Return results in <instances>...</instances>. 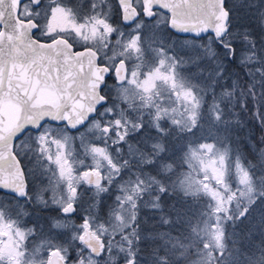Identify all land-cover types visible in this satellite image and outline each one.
<instances>
[{
	"label": "rangeland",
	"instance_id": "374dc122",
	"mask_svg": "<svg viewBox=\"0 0 264 264\" xmlns=\"http://www.w3.org/2000/svg\"><path fill=\"white\" fill-rule=\"evenodd\" d=\"M69 2L67 3H72L73 7L65 8L63 18L57 19L53 26L57 24L60 30H77L79 34L85 33L88 29L95 34L98 33L100 29L97 21L103 10H110L111 1L108 0V3H105L104 0H69ZM231 7L233 17L231 30L217 45L212 36L193 38L171 35L165 31L163 16L157 17L145 26L143 36L140 34L135 36L139 37L137 49L130 54L131 57H128L130 61L133 60L132 78L127 85L118 89L119 103H115L112 108L103 109L99 118H93L79 131H71L64 125L48 123L44 128L50 129L52 134H45L49 143L43 146L36 141L37 133H27L17 142L19 154L27 170L32 200L17 199L0 191V213H2L0 223L7 221L12 224L13 232L18 229L25 233L24 238L19 241V251L22 253L19 257L20 264H42L47 248L45 242L52 238L61 243H69L72 257H75L77 248L81 247L79 242L75 244L70 242V232L64 231L57 234L50 231L51 218L62 214L51 204V201L45 207L36 197L37 195H43L45 199L49 197L51 185L55 183L59 172L57 165L53 163L58 151L66 154L70 162L91 163L82 148L102 147L117 164L127 160L128 164L118 178L120 183L135 182L137 173L143 175L149 170L167 188V192L163 194L158 193L155 186L148 187L143 192L136 209L139 213L137 219L140 226L139 243L131 237L134 242L129 246L116 237L111 245V255L106 256L101 264H125L129 248L136 253V264H161L159 258L166 255L171 244L176 242L175 238H179L182 243L192 241L199 243L201 239L208 242L204 222L212 214L214 201L203 194L186 195L177 183L178 177L188 172V167L183 160L184 135L173 128L171 135L164 138L169 155L175 161L173 174L165 175L152 168L146 169L140 163L144 158L140 153L147 151L146 142L150 143L159 139L155 133L151 132L150 121L153 108L148 98L155 99L153 94L156 93L163 102L175 100L180 85L203 98V107L199 115L200 127L194 130L193 140L197 143L212 144L215 150L213 160H217L221 155L224 156V163L229 170L228 183L236 196L230 205L231 215L236 219H225L222 223L225 234L223 248L210 249L208 258L211 264H248L251 259L240 258L239 254L243 248L245 252L250 248L253 249L255 243H253L252 233L258 231L264 234V204L258 203L243 219L236 216L240 209L248 204V197L241 194L244 189L236 175L235 162L239 159L241 163H246L237 151L233 152L229 147L230 140L227 132L231 121L226 117V109L228 104L229 106L235 104L237 94L241 95L242 92L247 94L252 90L256 92V94L253 93L255 98L252 102L255 101L256 106L262 103L260 96H263L264 102V0H242L239 4L237 0H231ZM47 10L48 6L42 8L44 12ZM230 48L235 50V56L230 55ZM119 51L114 50L115 53ZM241 60L245 62L241 63ZM234 64L237 72L231 69ZM158 72L159 75H157ZM218 72L222 75H218ZM244 82L248 83L249 88L256 86V90L254 87L252 90L245 89ZM213 90L218 100L226 99L228 103L224 106V113L220 120H215L208 110L212 102ZM225 90L231 93L229 98L222 96ZM117 120L120 121L119 126L116 125ZM140 123L144 125L145 135L135 134V126ZM108 128L119 135L127 132L125 143H119L115 136L106 131ZM63 136L69 138L68 144H57L55 142L57 138ZM41 147L50 152L52 160L45 158ZM96 160L99 161V167L107 174L109 171L107 161L99 155L96 156ZM76 170L78 166L74 165V174ZM197 178L202 179L203 173H200ZM211 183L214 184V181ZM56 191L58 196L62 195L63 187H58ZM119 194V183L114 182L109 192L103 196V210L98 215L97 222L108 228V235L113 234L114 224L109 216V209L117 203L116 196ZM157 195L161 196L164 212L171 217V222L167 225L162 223L159 213H154L149 207ZM91 197V191L82 186V203L78 205V211L71 217L77 224L82 223L86 214L84 209L92 203ZM171 205L184 209L179 222L175 219L176 213L169 210ZM124 215L127 217L129 213L126 211ZM121 227L123 225H115L116 230ZM160 232L170 233V235L161 238L158 235ZM149 233L152 234L151 238L148 236ZM242 237L245 239L244 242ZM261 237L258 251L261 254L253 257L250 264H264V235ZM3 239L6 240L7 237ZM165 240L169 243L166 244ZM121 247L125 248L124 252L120 251ZM192 259L200 260L201 258L193 256Z\"/></svg>",
	"mask_w": 264,
	"mask_h": 264
},
{
	"label": "snow or ice",
	"instance_id": "6c2138e0",
	"mask_svg": "<svg viewBox=\"0 0 264 264\" xmlns=\"http://www.w3.org/2000/svg\"><path fill=\"white\" fill-rule=\"evenodd\" d=\"M55 2L56 0H35L34 7L39 14L42 8L48 6V15H50L51 8L55 7ZM104 2L108 3V0H104ZM116 2L119 5L122 20L126 24L135 25L136 30L143 27L140 23L142 16L156 18L155 12L148 13L143 11L142 8L136 12L135 16L126 17L125 5L122 0H116ZM241 2L242 0H237V4ZM113 30L112 28L109 29V31ZM217 36H219V32H217ZM138 39L139 37L131 38L126 47L136 50ZM229 52L230 55L235 56L234 49L230 48ZM244 62V60H241V63ZM157 75H159V72ZM218 75L222 74L218 72ZM161 78L168 79L167 77ZM153 96L155 99L152 97L148 98L153 108L150 121L151 132L155 133L159 139L150 143L146 142L147 151L140 153L144 157L140 161L141 165L146 169L152 168V170L165 175L175 172V161L170 157L169 149L164 143V138L171 135L174 128L185 137L182 145L185 149L183 160L188 167V172L178 177L177 183L179 187L184 190L186 195L198 196L203 194L209 197L211 201H214L212 214L204 222V230L208 242L201 239L199 243L195 241L182 243L179 238H175L176 242L172 243L171 248L166 251V255L159 259L161 264H181V262L183 264H211V260L208 258L210 249L223 248L225 234L222 223L225 219H236L235 216L231 215L230 205L236 199V196L228 183L229 170L224 163L223 155L217 160L212 159L215 154L212 144L197 143L193 140L194 130L200 127L199 115L203 107V98L201 96H198L192 90H188L183 85H180V90L176 92L175 100H170L167 103L161 101L156 93ZM222 96L229 98L231 93L225 90ZM226 103V99L218 100L213 90L212 102L208 110L212 113L215 120L222 118ZM119 124L120 121L117 120L116 125L119 126ZM71 127L77 130L75 124H72ZM83 127H86V125H81V128ZM33 130L37 133L36 141L39 145L43 146L49 143L45 134L51 135L50 129L44 128L43 124H39ZM27 131L29 130L26 129L25 133L16 136V141H19ZM106 131L115 136L119 143H125L127 132L119 135L111 128L106 129ZM135 134L145 135L143 123L135 126ZM68 140L67 136H63L57 138L55 142L60 145H67ZM41 151L46 159L52 160V156L46 148L41 147ZM82 151L89 157L91 163L88 161L70 162L66 154L58 151L53 163L57 165L59 172L56 175L55 183L51 185L49 197L47 199L43 195H37L36 197L38 202L45 207L51 201V204L58 208L62 214L54 215L51 218L50 231L57 234L64 231L70 232V242L74 244L79 242L81 247L77 248L75 257H72L69 243L58 242L55 238L49 239L45 242L47 248L45 249L46 255L42 264H101V261L106 256L111 255V245L116 237H119L121 241L129 246L134 242L131 237H134L135 242L139 243L140 226L137 223L139 213L136 209L143 192L152 186H155L158 193L167 192V188L156 175L152 174V171L148 170L143 175L137 173L135 182L120 183L118 178L126 168L127 160H122L120 164H117L105 153L102 147L82 148ZM117 152H119V149H117ZM97 155L107 161L109 166L107 174L99 167V161L96 160ZM4 161H8L7 166H5ZM260 162L264 164V150H262ZM74 165L78 166L75 174ZM253 168H255V165L249 167L247 164L241 163L239 159L235 162L236 175L244 189L241 194L248 197V204L236 214L239 219L245 218L258 203L264 204V174L257 178L252 171ZM200 173H203L202 179L197 178ZM211 181H214V184ZM114 182L119 183L120 194L116 196L117 203L109 209V216L114 224L113 234L108 235V228L99 224L97 219L103 210V196L109 192ZM61 186L63 187V194L58 196L56 189ZM82 186L86 190L91 191L92 203L84 209L86 214L82 223L77 224L71 217L72 214L78 211V205L82 203ZM0 191H10L18 197L25 198L28 201L32 200V192L29 190L27 175L21 163L18 150H12L7 155L0 152ZM45 191H48V189H45ZM149 207L154 213H159L163 224L167 225L171 222V217L164 212L160 195L153 198V203ZM169 210L176 213L175 219L179 222L184 209H178L175 205H171ZM126 211L129 213L127 217L124 215ZM0 216H2V213H0ZM117 224L123 225V227L116 230L115 225ZM0 233H2L0 235V264H20L19 257L22 253L19 251V241L24 238L25 233L18 229L13 232L12 224L7 221L0 223ZM158 235L163 238L170 235V233L160 232ZM148 236L151 238L152 234L149 233ZM3 237H7V239L5 240ZM165 243L168 244L169 241L165 240ZM120 251L124 252L125 248L121 247ZM193 256L201 259H192ZM125 264H136V253L131 248L127 250Z\"/></svg>",
	"mask_w": 264,
	"mask_h": 264
},
{
	"label": "water",
	"instance_id": "95a60500",
	"mask_svg": "<svg viewBox=\"0 0 264 264\" xmlns=\"http://www.w3.org/2000/svg\"><path fill=\"white\" fill-rule=\"evenodd\" d=\"M23 1L0 0V152L6 155L16 149L15 137L26 129L46 122L81 129L106 101L102 86L109 68L99 63L98 53L89 46L75 49L62 36L36 38V22L19 16ZM133 1L122 0L126 17L138 12ZM142 1L145 12L168 13V28L182 36L212 34L219 39L226 34L230 17L225 0ZM117 66L122 82L124 61Z\"/></svg>",
	"mask_w": 264,
	"mask_h": 264
},
{
	"label": "flooded vegetation",
	"instance_id": "af4514ba",
	"mask_svg": "<svg viewBox=\"0 0 264 264\" xmlns=\"http://www.w3.org/2000/svg\"><path fill=\"white\" fill-rule=\"evenodd\" d=\"M66 1L69 2V0ZM109 1H111L110 10L102 11L100 18L97 21L100 31L96 34L92 32L90 29H88L83 34H79L77 30L76 31L72 29L60 30L58 29L57 24L54 25L56 27L53 26V23L57 19L61 20L63 18L64 16L63 13L65 12V8L73 7L72 3L69 4L70 2L67 3L65 2V0H56L55 7L51 8L50 15H48V10L44 12L42 11V9L38 14L32 0H24L20 5L21 10L19 16L26 20L33 19L36 22L37 28L33 33L36 38L44 41V40H53L55 39L56 36H62L68 38V40L73 44L75 49L86 48L87 46L92 47L98 53L99 63L109 68V73L106 76L107 77L106 81L102 86V93L106 101L103 104H101V106L97 109L98 110L97 114L91 117V119L87 121L88 123H86L85 125L89 124L93 118H99L101 116V111L103 109L112 108V106H115V103H119L118 101L120 100V98L117 96L118 89L122 88V86L127 85V83L132 78L133 60L130 61L128 57H131L130 54L134 52V50L126 47V44L129 42L131 38H135V36L138 34L143 36L145 26H147L154 19L160 16L161 17L163 16L165 20L164 22L165 31H167L171 35L182 36L176 33L175 31H171L168 28L169 14L163 10L155 9L156 18H146L142 16L140 18L141 19L140 23L143 25V27L140 28L139 30H136L135 25L126 24L122 20L121 11L116 0H109ZM133 4L135 5L136 11H140L141 8L143 9L144 7L142 0H134ZM224 6L228 9L229 17H230L226 25L227 28L226 35H227V33L231 30V25L233 20L231 0H225ZM110 28L114 30L109 31ZM206 36H212L216 45L218 43H221L223 38H225V36H223L219 39H215L212 34H206L203 37ZM115 49L120 51L118 53H115L114 52ZM121 60L124 61V66L126 69L125 72L126 77L122 82L119 81L120 78L116 75V69L118 67L117 65ZM48 123L50 122L43 123V126L48 125ZM59 125L66 126L65 124H59ZM79 130H75V131H79ZM27 133L34 134L36 133V131H34L33 129H29V131H27L26 134ZM26 134H24L23 137ZM17 142L15 145L16 147L15 150H18ZM20 159L23 167L25 168L21 156ZM25 172L27 175L26 168H25ZM1 192L6 195L14 196L17 199L19 198L24 199L9 192L8 193H6L5 191H1Z\"/></svg>",
	"mask_w": 264,
	"mask_h": 264
},
{
	"label": "trees",
	"instance_id": "16d2710c",
	"mask_svg": "<svg viewBox=\"0 0 264 264\" xmlns=\"http://www.w3.org/2000/svg\"><path fill=\"white\" fill-rule=\"evenodd\" d=\"M240 66L238 67L240 68ZM231 69L237 72L235 64ZM243 84L245 89L248 88L252 90L254 87L256 90V86L249 88L247 82H244ZM253 93L256 94L253 90L247 94L242 92L241 95H236L237 98L235 97V104L229 106L227 103L226 117L231 122L228 124V132L227 130L226 132L230 140L229 147H231L233 152L237 151L240 154V157H242L244 163L249 167L255 165V168H253L252 171L255 176L259 178L264 174V164L260 162L261 153L262 150H264V102L262 98L263 96H260L262 103H259V105L256 106V102H252L255 98ZM261 95H263V93ZM261 235L264 234H260L258 231L252 233L253 243H255V245L253 246V249L250 248L246 252L243 248L239 254L240 258L243 257L252 260L253 257L261 254L258 252L260 245L259 241L262 239ZM243 236L248 237L245 235ZM244 237H242V242L245 241ZM251 260L248 261V264H250Z\"/></svg>",
	"mask_w": 264,
	"mask_h": 264
}]
</instances>
